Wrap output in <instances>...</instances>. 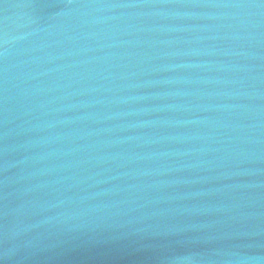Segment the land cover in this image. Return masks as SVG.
Instances as JSON below:
<instances>
[{
    "label": "water",
    "instance_id": "1",
    "mask_svg": "<svg viewBox=\"0 0 264 264\" xmlns=\"http://www.w3.org/2000/svg\"><path fill=\"white\" fill-rule=\"evenodd\" d=\"M0 264H264V0H0Z\"/></svg>",
    "mask_w": 264,
    "mask_h": 264
}]
</instances>
